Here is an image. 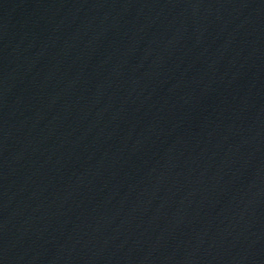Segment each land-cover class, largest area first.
<instances>
[{"label":"water","instance_id":"95a60500","mask_svg":"<svg viewBox=\"0 0 264 264\" xmlns=\"http://www.w3.org/2000/svg\"><path fill=\"white\" fill-rule=\"evenodd\" d=\"M264 225V0H0V264H213Z\"/></svg>","mask_w":264,"mask_h":264}]
</instances>
